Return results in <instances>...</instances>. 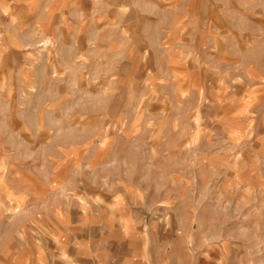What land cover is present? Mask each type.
<instances>
[{
	"label": "rangeland",
	"instance_id": "obj_1",
	"mask_svg": "<svg viewBox=\"0 0 264 264\" xmlns=\"http://www.w3.org/2000/svg\"><path fill=\"white\" fill-rule=\"evenodd\" d=\"M53 185L166 215L155 264H264V0H0V264Z\"/></svg>",
	"mask_w": 264,
	"mask_h": 264
},
{
	"label": "crops",
	"instance_id": "obj_2",
	"mask_svg": "<svg viewBox=\"0 0 264 264\" xmlns=\"http://www.w3.org/2000/svg\"><path fill=\"white\" fill-rule=\"evenodd\" d=\"M76 190L53 185L48 193H40L59 197L38 215L36 235L39 242L43 239L38 264H155L151 258L157 248V227L161 236L173 235V222L166 215L158 220L150 206L116 203L110 195L122 193L110 188L99 190V201L93 200L97 194L91 188L86 189L89 202L71 199Z\"/></svg>",
	"mask_w": 264,
	"mask_h": 264
}]
</instances>
